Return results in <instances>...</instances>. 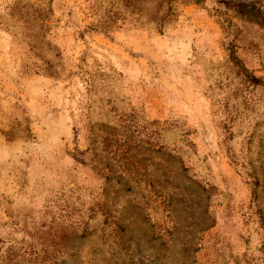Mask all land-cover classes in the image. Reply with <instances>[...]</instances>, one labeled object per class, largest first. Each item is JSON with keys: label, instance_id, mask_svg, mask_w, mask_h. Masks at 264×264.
<instances>
[{"label": "rangeland", "instance_id": "1", "mask_svg": "<svg viewBox=\"0 0 264 264\" xmlns=\"http://www.w3.org/2000/svg\"><path fill=\"white\" fill-rule=\"evenodd\" d=\"M239 1L0 0V264H264Z\"/></svg>", "mask_w": 264, "mask_h": 264}, {"label": "trees", "instance_id": "2", "mask_svg": "<svg viewBox=\"0 0 264 264\" xmlns=\"http://www.w3.org/2000/svg\"><path fill=\"white\" fill-rule=\"evenodd\" d=\"M194 1L200 2L202 0ZM235 9L239 14L252 19L260 25H264V13L259 5H249L247 3L239 1L235 4Z\"/></svg>", "mask_w": 264, "mask_h": 264}]
</instances>
